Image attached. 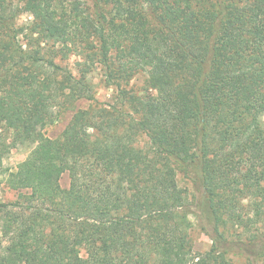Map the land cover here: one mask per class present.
I'll return each mask as SVG.
<instances>
[{
	"label": "trees",
	"instance_id": "obj_1",
	"mask_svg": "<svg viewBox=\"0 0 264 264\" xmlns=\"http://www.w3.org/2000/svg\"><path fill=\"white\" fill-rule=\"evenodd\" d=\"M33 1L26 31L0 13V165L73 115L4 170L0 264H264V0Z\"/></svg>",
	"mask_w": 264,
	"mask_h": 264
},
{
	"label": "rangeland",
	"instance_id": "obj_2",
	"mask_svg": "<svg viewBox=\"0 0 264 264\" xmlns=\"http://www.w3.org/2000/svg\"><path fill=\"white\" fill-rule=\"evenodd\" d=\"M40 10L39 4L34 2L33 0H4L2 4L0 3V13L5 14L8 12L18 13L17 23L24 27L25 31L28 29L31 23L35 18L37 11ZM20 39L24 46L26 45V41L24 36H20ZM87 57L83 54L73 53L70 54L64 61H62V65L65 67H69L75 75H79L80 69L83 64L87 63L86 66H90L91 72H89L88 76L92 79L94 83V91L96 98L101 102H110L113 100L115 89L114 87L107 86L102 78L104 75L103 67L101 64L94 59L91 61L86 59ZM88 61V62H85ZM60 62V61H59ZM144 75L137 74L134 76L133 81L136 88H140L143 86ZM90 105V101L87 99H80L76 102L77 108H87ZM73 115L72 111L64 112L60 118L54 123L50 124H42L38 127V131L32 133L30 138L28 139V144H12L11 151L4 157L2 161V165H0V202H14L17 200L20 191L12 189L7 184V175L4 170L11 169L15 170L20 162H22L29 152L32 150L33 145L39 141V139L44 137L55 138L61 134L64 130L68 122L71 120ZM37 139L36 142L33 141ZM141 144L146 142L145 137H141ZM179 184L182 187L191 186L190 181L185 178L182 174L178 176ZM60 184L63 188H68L70 184V178L68 173H64L60 179ZM26 191V190H23ZM192 193V192H191ZM194 219V216H191ZM1 233V231H0ZM1 236V234H0ZM192 237L194 241V250L198 252H202L208 250L211 246V239L199 228H195L192 231Z\"/></svg>",
	"mask_w": 264,
	"mask_h": 264
}]
</instances>
